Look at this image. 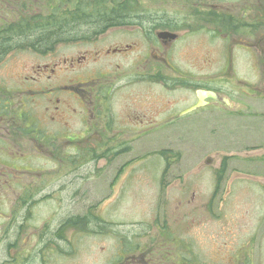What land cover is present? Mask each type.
I'll list each match as a JSON object with an SVG mask.
<instances>
[{
  "label": "flooded vegetation",
  "instance_id": "1",
  "mask_svg": "<svg viewBox=\"0 0 264 264\" xmlns=\"http://www.w3.org/2000/svg\"><path fill=\"white\" fill-rule=\"evenodd\" d=\"M93 13L99 21L86 23ZM79 23L97 29L87 37L65 36L46 49L30 39L40 29L51 32ZM194 33L204 34L212 46L200 62L209 71L185 80L186 85H202L233 104L237 97L240 111L256 112L264 101V0H0V42L7 47L0 52V264H25L55 251L68 242L64 231L71 224L98 229L100 217L69 213L70 204L79 201L84 208L87 201V165L119 157L114 125L169 124L174 110L160 97H147L154 90L175 92L183 86V72L169 53ZM218 40L222 48L213 47ZM237 52L244 76L238 78L240 91L231 83ZM134 53L142 54L130 59ZM119 80L146 85L138 106L115 105ZM164 111L167 117H161ZM90 134L95 144L84 151L80 145L89 142ZM42 208L47 214L39 218ZM37 221L43 231L30 257H23L17 242L26 229L36 236Z\"/></svg>",
  "mask_w": 264,
  "mask_h": 264
},
{
  "label": "rangeland",
  "instance_id": "2",
  "mask_svg": "<svg viewBox=\"0 0 264 264\" xmlns=\"http://www.w3.org/2000/svg\"><path fill=\"white\" fill-rule=\"evenodd\" d=\"M167 13L174 11L167 9ZM99 17L88 14L85 22L94 23ZM82 25L77 24L79 29ZM216 42L213 47L222 48L223 41ZM211 47L202 33L189 34L174 44L169 56L179 65L184 82L208 73L209 67L200 62L207 59ZM141 54L134 53L130 59ZM236 57V75L231 83L240 91L238 78L244 76L239 52ZM114 63L127 68L125 61ZM195 63L198 66H192ZM184 82L175 92L154 90L147 97H160L174 110L169 124L114 125L117 136L113 145H119V157L97 165L88 163L84 208H79V201L70 204V214L87 211L112 222L107 235L121 234V230L134 233L130 239L142 250L124 255L122 240L117 237L87 234L71 224L76 228L68 227L64 238L74 253L63 257L49 249L31 259L34 264H166L172 263L173 255L180 261L176 264H181L183 257L187 264H264V101H259L256 112L240 111L236 97L231 112L223 111L221 104H210L176 117L194 102L193 92L203 88ZM201 82L208 84L207 80ZM115 85L120 87L114 94L118 107L134 108L147 94L143 83L119 80ZM141 106L143 110L147 107L145 102ZM153 112L150 110V115ZM162 116L167 117L165 111ZM71 131L78 136L75 125ZM90 136L89 142L80 145L84 151L95 144L94 136ZM46 214V208L38 211L39 218ZM39 223L33 224L36 236L26 229L17 242L23 257L31 254L38 242L43 231ZM143 228L146 231L141 232ZM2 249L1 243L0 254Z\"/></svg>",
  "mask_w": 264,
  "mask_h": 264
},
{
  "label": "trees",
  "instance_id": "3",
  "mask_svg": "<svg viewBox=\"0 0 264 264\" xmlns=\"http://www.w3.org/2000/svg\"><path fill=\"white\" fill-rule=\"evenodd\" d=\"M83 24V23H82ZM93 24H85L82 25L81 29H79V26L76 27H63L61 29H57L54 31L49 30H39L38 33L31 35L30 39H33V43L37 44L40 49H46L50 46V44L58 39H62L65 36H80L84 35L85 33H90L92 30L97 29L96 25L92 26ZM87 29L85 32L83 30ZM26 40H29L28 37L25 38ZM4 43V42H3ZM0 52L4 49H6V45H2L0 42ZM6 44V43H5ZM95 226V223L91 224V226ZM185 257H183V262L181 264H187L184 260ZM190 261V260H189ZM191 264V263H190Z\"/></svg>",
  "mask_w": 264,
  "mask_h": 264
},
{
  "label": "water",
  "instance_id": "4",
  "mask_svg": "<svg viewBox=\"0 0 264 264\" xmlns=\"http://www.w3.org/2000/svg\"><path fill=\"white\" fill-rule=\"evenodd\" d=\"M206 97H210V98L216 99V97H215V95L213 93H210V92H200L199 91V92H197L198 103L194 107L190 108L188 110V112L189 111H192V110H194V109H196V108H198V107H200L202 105H204V98H206Z\"/></svg>",
  "mask_w": 264,
  "mask_h": 264
},
{
  "label": "bare ground",
  "instance_id": "5",
  "mask_svg": "<svg viewBox=\"0 0 264 264\" xmlns=\"http://www.w3.org/2000/svg\"><path fill=\"white\" fill-rule=\"evenodd\" d=\"M80 227H81L82 231H86V226L85 225L81 224ZM25 264H32V263L26 262Z\"/></svg>",
  "mask_w": 264,
  "mask_h": 264
}]
</instances>
